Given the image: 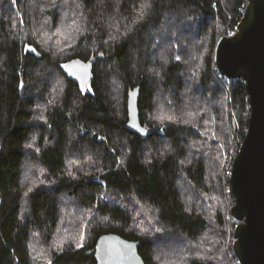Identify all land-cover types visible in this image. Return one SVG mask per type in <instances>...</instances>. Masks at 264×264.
<instances>
[{"label":"trees","instance_id":"trees-1","mask_svg":"<svg viewBox=\"0 0 264 264\" xmlns=\"http://www.w3.org/2000/svg\"><path fill=\"white\" fill-rule=\"evenodd\" d=\"M144 3L150 7L141 15ZM247 4L0 0V264H96L95 243L105 234L140 242L144 264H162L156 250L175 241L199 246L209 225H227L222 212L211 217L190 198L220 199L227 184L232 217L222 149L231 146L234 124L243 142L250 103L245 81L221 76L214 58ZM71 61L92 62L87 88L65 72ZM137 87L144 134L126 128L128 92ZM157 94L165 107L159 117ZM28 161L37 184L27 187ZM183 188L191 190L189 206ZM66 197L89 211L88 236L77 244L73 230L55 246ZM203 246L202 259L177 264H239L223 230Z\"/></svg>","mask_w":264,"mask_h":264},{"label":"water","instance_id":"water-1","mask_svg":"<svg viewBox=\"0 0 264 264\" xmlns=\"http://www.w3.org/2000/svg\"><path fill=\"white\" fill-rule=\"evenodd\" d=\"M215 64L226 79H243L250 103L245 138L232 162L229 177L234 197L231 216L233 250L239 264H264V0H248L237 31L222 38L215 49ZM65 72L80 87L92 78V62L71 61ZM140 88L127 96V130L145 133L138 109ZM140 242L115 234L100 236L94 248L96 264H144Z\"/></svg>","mask_w":264,"mask_h":264},{"label":"rangeland","instance_id":"rangeland-1","mask_svg":"<svg viewBox=\"0 0 264 264\" xmlns=\"http://www.w3.org/2000/svg\"><path fill=\"white\" fill-rule=\"evenodd\" d=\"M244 14V13H243ZM64 16V14H63ZM65 18H62L60 20V22L58 23V26L60 27L61 30H63L62 33H60V36H65L67 35L68 31H69V26L66 24L65 26ZM239 24V23H238ZM65 27V29L63 28ZM237 26H234L235 32L237 31ZM234 31L231 33L232 35L235 33ZM231 35V36H232ZM221 40V39H220ZM219 40V41H220ZM50 44V43H49ZM57 46V44H56ZM57 82V81H56ZM60 82V81H59ZM112 86H113V95H114V100L116 105L118 106V103L120 102L119 100V94L121 92L120 86L118 85L117 82H112ZM220 100V99H219ZM163 96L162 94H157L156 96V110H155V114L157 115V117H159L160 115L164 114L165 107L163 108ZM161 104V105H160ZM155 117V116H153ZM233 118V119H232ZM232 120H234V116H232ZM235 126V124H234ZM233 126V138L231 141V146L229 148V150L225 147H223V171H224V175H223V180L227 179L228 176L230 177L231 174V168H232V158L237 154L236 151H239V148L242 144V142L239 144L240 141V137H239V131ZM222 128L224 129L225 127L222 126ZM222 141H220L221 143ZM239 144V147H238ZM225 148V149H224ZM89 157L90 156H84L82 157L83 159H88L89 161ZM92 158V157H90ZM68 161L70 162H74L71 165H78L77 162H79L78 158H77V154H71L68 158ZM34 166L33 164H31V161L26 162L25 166H24V173H23V180L26 184V186L28 187L29 185H34L37 184L36 180L37 179L35 176V174L37 173V171H34ZM36 169V168H35ZM37 170V169H36ZM210 179H213V176L210 175L209 177V181H211ZM224 180V181H225ZM226 183V181H225ZM223 185V184H222ZM225 185V190L224 188H221L222 192H221V198L215 200L216 197H218V195L216 196V194L214 196L211 197H205V203H202L201 205H197L199 202V199H192L190 198L191 203L193 204V208L197 206V209H200L202 211H204L206 214L207 212L210 214V216L212 217L216 212L220 211L222 212L221 214H223L226 218V222L227 225L225 223V225L220 229L217 226H211L209 225V229L207 231V233L205 234V236L202 238L201 240V244L199 246H196L195 244H188V245H181L179 243V241H175L173 244L168 245L167 247H165L162 250H156L157 252H155V254H158L157 259L159 260L160 263L162 264H177V262H182V261H186L188 259H194L196 257H200L203 252L208 253L207 249L205 246H203L207 241L209 242V240L212 238V235H216L218 236V233L223 230V239H224V243L228 249H231V247L233 246V242H234V236L232 237L231 233L234 232V229L236 227V225L238 223H236V221L232 218V217H226L228 214V209L226 211V205L227 201H228V186L227 184ZM225 191V194H224ZM183 193L186 194V204H187V200L189 199L188 195L191 193V190H187L186 188H183ZM191 196V195H190ZM188 200V206H189V202ZM201 201V200H200ZM212 202V203H210ZM229 202V201H228ZM231 202V208L233 207L234 202ZM62 205H61V216H62V221L59 225V232L57 233V237L55 239V246H57V244H59L62 240V238H68L70 232L73 230H78V232L76 233V237H78L77 239V244H81L88 236V225L87 223H89V219H90V213L89 211H83L80 210L77 206V203L70 199V198H63L61 201ZM208 204V206H207ZM210 205V206H209ZM227 212V213H226ZM147 221V219H146ZM143 232H149V230H142ZM147 232V235H148ZM154 233V231H151ZM212 234V235H211ZM175 240V239H173ZM213 241V240H212ZM185 244V243H184ZM203 246V247H200ZM231 246V247H230ZM199 247V248H198ZM56 249V248H55ZM33 254L35 257H37L36 254V249L35 247L33 248ZM229 251V250H228ZM209 252H213L211 250H209ZM200 254L199 256H194ZM201 259L203 257H200ZM46 257H43L42 260H45ZM48 259V258H47ZM206 260V259H205ZM209 260V259H208ZM38 264V261L36 262Z\"/></svg>","mask_w":264,"mask_h":264},{"label":"snow or ice","instance_id":"snow-or-ice-1","mask_svg":"<svg viewBox=\"0 0 264 264\" xmlns=\"http://www.w3.org/2000/svg\"><path fill=\"white\" fill-rule=\"evenodd\" d=\"M147 7H150V5L148 3H144L141 5V15H143V10ZM27 194V193H26Z\"/></svg>","mask_w":264,"mask_h":264},{"label":"built area","instance_id":"built-area-1","mask_svg":"<svg viewBox=\"0 0 264 264\" xmlns=\"http://www.w3.org/2000/svg\"><path fill=\"white\" fill-rule=\"evenodd\" d=\"M236 29V28H235Z\"/></svg>","mask_w":264,"mask_h":264}]
</instances>
